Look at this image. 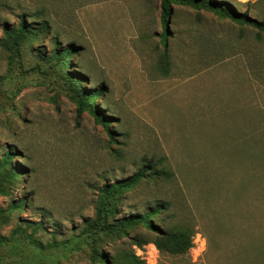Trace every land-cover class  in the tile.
<instances>
[{
    "label": "rangeland",
    "instance_id": "374dc122",
    "mask_svg": "<svg viewBox=\"0 0 264 264\" xmlns=\"http://www.w3.org/2000/svg\"><path fill=\"white\" fill-rule=\"evenodd\" d=\"M229 1L264 21V0ZM22 20L34 34L16 49L6 30ZM163 30L161 0H0V161L12 149L27 171L13 196H0V264H93L79 233L98 189L150 163L174 176L125 192L119 217L166 201L163 224L194 227V247L172 256L125 240L106 252L253 264V239L264 236V39L185 5H173L166 45ZM71 44L80 53L67 68L56 54ZM77 77L87 94L104 86L93 103L114 118L117 142L79 115ZM23 197L25 209L10 212ZM29 222L44 226L33 234L41 249L11 237L31 233Z\"/></svg>",
    "mask_w": 264,
    "mask_h": 264
},
{
    "label": "trees",
    "instance_id": "16d2710c",
    "mask_svg": "<svg viewBox=\"0 0 264 264\" xmlns=\"http://www.w3.org/2000/svg\"><path fill=\"white\" fill-rule=\"evenodd\" d=\"M173 5H185L198 10L212 12L221 19H229L241 26H248L258 31V38L264 35V21H259L249 15L248 11H238L237 5L229 0H161L162 18L164 30L161 34L163 43L166 45L169 18L173 13ZM13 46L18 49L20 44L29 36L33 35L31 28L22 20L18 27L12 31L6 30ZM57 58L63 63L67 60V68L73 64V58L80 53V47L71 44L65 48H57ZM76 87L74 100L78 105L79 115L83 112L90 113L98 124H101L107 131L111 142H117L114 134L109 128L114 121L113 117H105L104 112L94 105L93 101H99L104 95V86L87 94L81 86L82 80L76 78L71 80ZM17 158L12 149H7L0 161V169L3 171V181L0 183V196H13V190L18 185L20 176L27 174L26 169L13 166V159ZM173 173L165 169H156L151 163L144 165L133 176L117 180L114 183H106L98 189V195L94 203L95 213L92 218L84 220L80 228V237L88 246L90 251L89 260L93 264H146L145 260L137 256L130 249H119L115 252H106L104 245L107 243L126 244L125 240L132 246L139 249L148 244H153L161 253L168 255H184L194 247V236L197 231L194 227L186 224L167 225L163 224V214L169 210L170 204L166 201H158L146 208L144 212L129 213L119 217L118 206L125 192L138 187L144 180L171 179ZM29 177V176H28ZM28 198L12 201L9 211L21 212L25 209ZM4 214L6 212H3ZM0 218H4L0 214ZM32 232L27 234L26 229L18 228L11 234L12 238L25 236L26 239L37 248H42L43 243L34 239V233L43 230L41 222H29L28 229ZM143 230L144 232H141ZM124 239V240H123ZM56 238L52 243L56 244ZM123 245V246H124ZM121 246L120 248H123ZM253 264H264V236L253 239Z\"/></svg>",
    "mask_w": 264,
    "mask_h": 264
},
{
    "label": "bare ground",
    "instance_id": "6f19581e",
    "mask_svg": "<svg viewBox=\"0 0 264 264\" xmlns=\"http://www.w3.org/2000/svg\"><path fill=\"white\" fill-rule=\"evenodd\" d=\"M152 249H156L154 245H151Z\"/></svg>",
    "mask_w": 264,
    "mask_h": 264
},
{
    "label": "crops",
    "instance_id": "0c3cea01",
    "mask_svg": "<svg viewBox=\"0 0 264 264\" xmlns=\"http://www.w3.org/2000/svg\"><path fill=\"white\" fill-rule=\"evenodd\" d=\"M262 39H264V35L262 36Z\"/></svg>",
    "mask_w": 264,
    "mask_h": 264
}]
</instances>
